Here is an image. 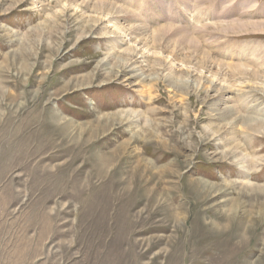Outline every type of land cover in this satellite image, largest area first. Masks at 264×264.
I'll use <instances>...</instances> for the list:
<instances>
[{"label":"rangeland","instance_id":"obj_1","mask_svg":"<svg viewBox=\"0 0 264 264\" xmlns=\"http://www.w3.org/2000/svg\"><path fill=\"white\" fill-rule=\"evenodd\" d=\"M196 1L0 0V264H264V0Z\"/></svg>","mask_w":264,"mask_h":264},{"label":"bare ground","instance_id":"obj_2","mask_svg":"<svg viewBox=\"0 0 264 264\" xmlns=\"http://www.w3.org/2000/svg\"><path fill=\"white\" fill-rule=\"evenodd\" d=\"M93 1V0H92ZM196 1V0H195ZM203 1H207V0H203ZM215 1V2H214ZM217 2V0H208V4L207 3H202V0H197L196 1V3H198V5L196 4V10H194L193 12H190V14H191V17H192V22H188L189 20H190V18L186 21V18H180L182 15H180V14H178V17L180 18V21H184L183 22V26L182 27H178V30L177 29H175V28H172L171 26H169V27H164V26H162L161 28H159L155 33H153L152 35H153V38H154V40L156 41V40H159V39H162V37L163 36H165V34H167L168 32H171V33H169V35L171 36V35H173V36H176V35H178V34H180L181 35V33H182V31L187 27V29L190 31V30H194V33H195V31L197 32V35H196V37L198 38V39H200V38H203L204 36H205V32L204 33H201L202 32V27L201 26H204V22L203 21H205V20H207V19H209L210 18V16L208 15V14H205V12H204V7H201L200 8V5H204V4H207V6L208 5H210L211 3L213 4V3H216ZM233 2V1H232ZM244 3H246V0H245V2ZM111 4H112V2H111ZM224 4V3H223ZM223 4H221L220 5V7H221V9H222V7H223ZM99 9H105L104 7H105V2L104 1H97L96 2V4H95ZM114 5V4H113ZM94 6V5H93ZM226 6H228V5H226ZM230 6V5H229ZM252 6H254L255 7V5H251V7ZM111 7V6H110ZM120 7V6H119ZM250 7V6H249ZM250 7V8H251ZM253 7V8H254ZM116 8H118V7H116ZM115 8V9H116ZM231 7H229V9H224L223 10V13H225V12H229V13H231L232 12V9H230ZM99 9H97V10H99ZM106 11V10H105ZM104 11V12H105ZM246 11V10H245ZM253 11V10H252ZM252 11H248V12H245V13H243L241 16H240V18L239 17H236V18H234V19H229V20H225V19H223V20H215L214 21V28L212 27V29L213 30H215V31H217V32H221V33H223V34H225V36H228V35H241V34H245V33H250V32H256V33H261V32H264V20L263 19H260V20H252L251 19V17H249L250 15H251V13H252ZM119 12V11H118ZM96 13H98L97 11H96ZM110 13H111V11H110ZM117 13V12H116ZM256 13V12H255ZM100 14V13H99ZM257 14H259V13H257ZM261 14H263V12H261ZM178 18V19H179ZM215 19V18H214ZM210 21V20H209ZM195 23V24H194ZM196 23H198L199 24V27H198V29L197 30H195L194 28L197 26L196 25ZM193 24V25H192ZM208 24H210L209 22H208ZM194 25H195V27H194ZM206 26V28L209 30V28L207 27V24H205ZM193 26V27H192ZM210 27V26H209ZM144 29V28H143ZM142 31V30H141ZM206 33H208V32H206ZM209 33H211V31L209 32ZM183 35V34H182ZM185 37V38H184ZM189 37H190V33L189 34H187V35H183L182 37H180V39H178V40H180V43H185L186 41H188L189 40ZM209 37H210V35H209ZM213 39H215V36H211ZM222 37V36H221ZM152 38V37H151ZM192 39H190L189 40V42H193L196 38L195 37H191ZM195 38V39H194ZM217 38H219V37H217ZM197 39V40H198ZM161 40H159V42H160ZM167 42V41H166ZM194 42H197V41H194ZM155 43H157V42H155ZM198 43H201V42H198ZM186 45V44H185ZM189 47V46H188ZM187 47V48H188ZM199 47V46H198ZM186 48V50H188ZM190 48V47H189ZM194 49V48H193ZM196 49V48H195ZM197 50V49H196ZM194 51V50H193ZM197 51H199V50H197ZM200 51H201V49H200ZM244 51V50H243ZM243 51H241V52H243ZM134 52V51H133ZM202 52V51H201ZM206 52V51H205ZM129 53H131V52H129ZM200 53V52H199ZM198 53V54H199ZM204 53V52H203ZM136 54V53H135ZM135 54L134 53H132V54H128V58L127 59H125V61H126V65L128 64V63H130L131 65L133 64L134 65V67H138V70H139V68L141 69V68H143V65H142V60H140V59H134V56H135ZM208 54V53H207ZM141 58V57H140ZM212 59V58H211ZM214 60V59H213ZM144 61V60H143ZM246 61V60H245ZM235 62V61H234ZM244 62V61H243ZM246 62H248V63H250V61H246ZM233 63V62H232ZM231 63V64H232ZM228 64V63H227ZM223 65V64H222ZM232 66V69L231 70H233V69H236V70H238L239 72H241L243 69H241V68H244L245 69V67L244 66H248V65H245V63L244 64H241V65H239V64H232L231 65ZM126 67V66H125ZM249 67V66H248ZM126 69V68H125ZM134 69H137V68H134ZM134 69L133 68H131V70H133L134 71ZM229 69V70H230ZM240 69H241V71H240ZM228 70V71H229ZM246 70V69H245ZM254 70V71H253ZM248 71H250V70H248ZM252 71V73L250 74V72ZM250 72H249V75H251V77H253L254 75H259L260 76V74H261V70L259 69V67H258V69L257 70H255V69H253L252 68V70H251ZM135 72V71H134ZM141 73V72H140ZM231 73H234V72H231ZM241 73H246V72H241ZM263 73V72H262ZM248 74V73H247ZM246 74V75H247ZM132 77H135V78H139L140 77V75L139 74H137L136 72L134 73V74H132L131 75ZM167 76H169V75H167ZM234 76H236V75H234ZM245 76V75H244ZM248 76V75H247ZM262 77V76H261ZM244 78V77H243ZM254 78H255V76H254ZM174 82V81H173ZM171 84V83H170ZM257 84V83H256ZM263 84V83H262ZM261 83L260 84H257V85H262ZM240 85V84H239ZM241 86V85H240ZM236 99V98H235ZM130 115V114H129ZM115 116V115H114ZM119 116V115H118ZM240 116V115H239ZM246 119V117H244L243 116V121H246L245 120ZM248 120L250 121L251 120V118L250 117H248ZM247 124H248V122H247ZM245 126H246V124H245ZM245 126H244V128H245ZM252 128V127H251ZM96 130V129H95ZM253 163H255V162H253ZM240 166H244V162H241V165Z\"/></svg>","mask_w":264,"mask_h":264}]
</instances>
